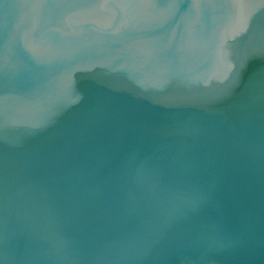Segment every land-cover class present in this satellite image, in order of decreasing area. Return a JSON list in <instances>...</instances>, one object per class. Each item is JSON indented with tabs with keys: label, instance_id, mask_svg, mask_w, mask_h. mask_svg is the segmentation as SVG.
Listing matches in <instances>:
<instances>
[{
	"label": "water",
	"instance_id": "95a60500",
	"mask_svg": "<svg viewBox=\"0 0 264 264\" xmlns=\"http://www.w3.org/2000/svg\"><path fill=\"white\" fill-rule=\"evenodd\" d=\"M0 264H264V0H0Z\"/></svg>",
	"mask_w": 264,
	"mask_h": 264
}]
</instances>
